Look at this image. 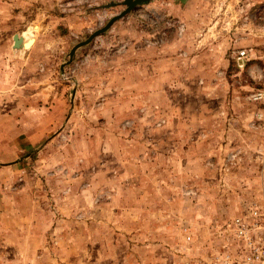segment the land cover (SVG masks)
<instances>
[{
    "label": "rangeland",
    "instance_id": "obj_1",
    "mask_svg": "<svg viewBox=\"0 0 264 264\" xmlns=\"http://www.w3.org/2000/svg\"><path fill=\"white\" fill-rule=\"evenodd\" d=\"M124 2L0 0V264H209L259 191L264 0H152L73 52Z\"/></svg>",
    "mask_w": 264,
    "mask_h": 264
},
{
    "label": "built area",
    "instance_id": "obj_2",
    "mask_svg": "<svg viewBox=\"0 0 264 264\" xmlns=\"http://www.w3.org/2000/svg\"><path fill=\"white\" fill-rule=\"evenodd\" d=\"M248 57L247 49L236 54L241 66ZM253 98L264 102V90L255 92ZM258 187L256 196L246 201L229 223L231 246L212 256L209 264H264V174ZM187 239L191 240V235Z\"/></svg>",
    "mask_w": 264,
    "mask_h": 264
},
{
    "label": "water",
    "instance_id": "obj_3",
    "mask_svg": "<svg viewBox=\"0 0 264 264\" xmlns=\"http://www.w3.org/2000/svg\"><path fill=\"white\" fill-rule=\"evenodd\" d=\"M152 0H125V4H126V8L118 15L114 16L113 18H111L107 24L95 31L93 34H90L88 39L84 42H81L80 44H78L74 49H73V52L79 47V46H82V45H85V44H88L94 37H96L97 35L105 32L106 30H108L111 25L118 19H120L121 17L125 16L126 14H128L129 12L135 10L138 6H142L144 4H147L149 2H151ZM23 41H24V38L23 36H21L19 33H16L14 35V44H13V47L14 48H19V49H22L23 48Z\"/></svg>",
    "mask_w": 264,
    "mask_h": 264
}]
</instances>
